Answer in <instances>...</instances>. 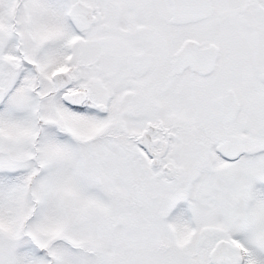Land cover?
<instances>
[{
  "label": "snow or ice",
  "instance_id": "6c2138e0",
  "mask_svg": "<svg viewBox=\"0 0 264 264\" xmlns=\"http://www.w3.org/2000/svg\"><path fill=\"white\" fill-rule=\"evenodd\" d=\"M0 264H264V0H0Z\"/></svg>",
  "mask_w": 264,
  "mask_h": 264
}]
</instances>
